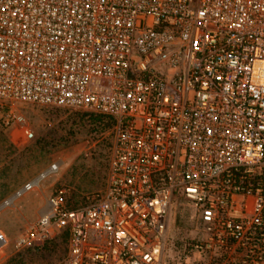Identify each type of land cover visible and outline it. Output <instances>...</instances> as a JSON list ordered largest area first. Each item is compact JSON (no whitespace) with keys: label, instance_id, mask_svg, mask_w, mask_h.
<instances>
[{"label":"built area","instance_id":"built-area-1","mask_svg":"<svg viewBox=\"0 0 264 264\" xmlns=\"http://www.w3.org/2000/svg\"><path fill=\"white\" fill-rule=\"evenodd\" d=\"M22 103L113 127L104 191L71 207L55 189L17 247L66 230L57 264H264V0H0L3 131ZM176 199L196 233L166 262Z\"/></svg>","mask_w":264,"mask_h":264},{"label":"rangeland","instance_id":"rangeland-1","mask_svg":"<svg viewBox=\"0 0 264 264\" xmlns=\"http://www.w3.org/2000/svg\"><path fill=\"white\" fill-rule=\"evenodd\" d=\"M25 117V127L3 131L0 127V200L34 176L49 162L60 160L58 172L40 183L0 212V264H57L66 252V243L56 232L39 246H16L18 234L35 220L46 197L55 189H65L69 206H80L98 197L106 187L111 154L112 126L85 116L84 110H68L33 104H16ZM90 112V111H88ZM4 111L0 109V116ZM1 119V118H0ZM105 123V125H104ZM25 128L33 133L26 137ZM54 139L56 144L43 148L38 141ZM189 207L174 200L168 214L165 260L175 257L183 242L194 235L188 219ZM182 219V224L178 223Z\"/></svg>","mask_w":264,"mask_h":264},{"label":"trees","instance_id":"trees-1","mask_svg":"<svg viewBox=\"0 0 264 264\" xmlns=\"http://www.w3.org/2000/svg\"><path fill=\"white\" fill-rule=\"evenodd\" d=\"M52 108H54V107H52ZM56 109H58V108H56ZM81 113L84 114L85 116H90V117L96 118L100 123L103 122V120H104L105 123H106V126H112L113 127V119L111 117H109V116H105V115H102V114H99V113H96V112H88V111H83ZM105 123H104V125H105ZM111 134H112V131H111ZM38 144L41 147L46 149V148H48L50 146L55 145L56 144V140L51 139V138H48V139L42 138L41 140L38 141ZM108 166H109V163H108ZM106 177H107V174H106ZM183 222L184 221L182 219L181 220L178 219V223L179 224H182ZM58 233H60V236L63 237V239L65 240V243H66V241H67V231L66 230H61Z\"/></svg>","mask_w":264,"mask_h":264},{"label":"bare ground","instance_id":"bare-ground-1","mask_svg":"<svg viewBox=\"0 0 264 264\" xmlns=\"http://www.w3.org/2000/svg\"><path fill=\"white\" fill-rule=\"evenodd\" d=\"M0 242H1V236H0Z\"/></svg>","mask_w":264,"mask_h":264}]
</instances>
